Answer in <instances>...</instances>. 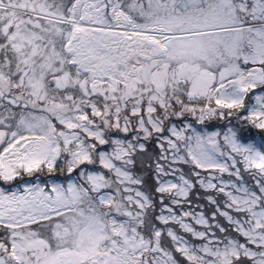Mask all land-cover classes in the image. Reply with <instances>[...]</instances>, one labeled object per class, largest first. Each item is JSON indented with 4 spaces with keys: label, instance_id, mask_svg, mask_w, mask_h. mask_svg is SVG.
<instances>
[{
    "label": "snow or ice",
    "instance_id": "snow-or-ice-1",
    "mask_svg": "<svg viewBox=\"0 0 264 264\" xmlns=\"http://www.w3.org/2000/svg\"><path fill=\"white\" fill-rule=\"evenodd\" d=\"M0 264H264V0H0Z\"/></svg>",
    "mask_w": 264,
    "mask_h": 264
},
{
    "label": "rangeland",
    "instance_id": "rangeland-1",
    "mask_svg": "<svg viewBox=\"0 0 264 264\" xmlns=\"http://www.w3.org/2000/svg\"><path fill=\"white\" fill-rule=\"evenodd\" d=\"M196 55H197L196 52L189 50L186 46L185 49L177 51L176 54L173 56V59H181L183 57H193Z\"/></svg>",
    "mask_w": 264,
    "mask_h": 264
}]
</instances>
